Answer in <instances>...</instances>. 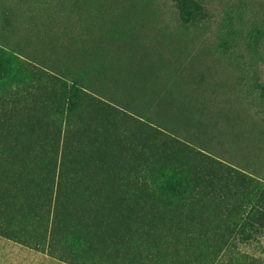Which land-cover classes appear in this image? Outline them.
<instances>
[{"label":"rangeland","instance_id":"rangeland-1","mask_svg":"<svg viewBox=\"0 0 264 264\" xmlns=\"http://www.w3.org/2000/svg\"><path fill=\"white\" fill-rule=\"evenodd\" d=\"M189 1L201 18L180 0H0V264H83L71 248L88 264L129 260L131 229L112 235L134 217L126 185L162 188L197 166L169 141L232 172L210 178L214 217L201 196L186 202L213 225L194 232L185 215L168 252L215 264L233 245L264 263V231L231 228L250 191L239 179L264 185V0ZM73 84L108 113L78 107Z\"/></svg>","mask_w":264,"mask_h":264},{"label":"trees","instance_id":"trees-1","mask_svg":"<svg viewBox=\"0 0 264 264\" xmlns=\"http://www.w3.org/2000/svg\"><path fill=\"white\" fill-rule=\"evenodd\" d=\"M179 11L182 17L186 19H192V17L196 18L197 16L195 15H198L199 18L202 17V9L191 3L189 0H180ZM3 71V66L0 64V73ZM72 89L73 98L75 99L76 104H78V107L81 102L85 100L89 104H92L96 110L108 113L107 110H109V108L106 103L104 104L96 98L88 96L85 92L80 90L77 84H73ZM126 121L131 123V118L127 117ZM155 134L159 137L162 135L157 130H155ZM165 146L169 147L168 149L170 150L177 148L182 153L187 154L190 157L188 162L194 161L197 166H194V172L192 169L190 170L193 172L191 175L187 173L184 174L183 171L173 167L171 173L167 175L164 174L162 177V188H154L149 183H141L140 181H138V186H133L134 188L131 187V189V183L126 185V190L129 191V198L133 200L135 199V206L132 207V210H134V217L133 220H119V222L114 224L115 227L112 231V235L114 234L115 241L117 242V239H121L118 236L119 234H117L119 230L127 228L129 231V228L131 229L132 237H130V240H127V238L121 240L126 243V246L119 248L120 251H125L126 253H128V251L131 252L129 260L122 264H185L179 257V248H176L177 250H175L177 256L168 252V248L171 246V236L182 229L180 223L184 221H181V218L185 215H190L192 219L186 220L183 225L187 224L194 232L199 231L200 233L203 231L207 232L208 228L216 221L214 219L212 222L210 221V224H208V221L203 224L194 222V218H197V213L193 210L195 204L190 203L191 205L186 206V202L191 199L196 202L195 198L198 200L201 196L208 203L206 204L207 207H205V205L202 206L203 211L201 214H204L207 217H214L216 214L213 211L212 206L215 204V198L212 197L213 194L211 191L210 178H216L220 173L225 174V176L228 177L231 175L230 172L232 171L228 168L227 171H225L223 166L210 159V161H208L209 165L205 166L202 162L204 156L199 153L197 154L198 158L193 157L194 150L192 148H190V151L186 146L176 147L170 141L167 142ZM122 147L124 148L125 146L122 145ZM168 159L171 162L175 159V156ZM124 164L127 165L129 170H132L134 168L132 156L131 159L126 158ZM122 169L123 167L118 166L114 171L127 178L126 175L128 176L130 174L128 172L126 174L121 172ZM201 170H209L213 172V174L209 175V177L206 176L208 179L203 180L198 178L197 172L201 173ZM242 178L239 179L240 185L247 189L250 187V191L247 190L245 195H248V198L245 200L239 212L235 214L233 213L231 216V228L235 227V231L238 235H243L248 230L260 234L264 231V185L262 184V181L259 180L250 179L248 181ZM202 183L207 185H204L201 192L200 186ZM56 203L57 200H55V204ZM225 229L227 230V228ZM61 230L67 234L66 223L62 224ZM75 237L83 238L80 235H76L73 237V240H75ZM71 249V252H73L72 261H80L83 264H88L83 256H79L78 258L79 253L76 251L74 252L73 248ZM206 254H208V252ZM215 264L264 263L257 258L250 257L247 254L240 252L233 245H229L222 255L217 256Z\"/></svg>","mask_w":264,"mask_h":264}]
</instances>
